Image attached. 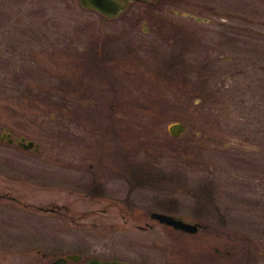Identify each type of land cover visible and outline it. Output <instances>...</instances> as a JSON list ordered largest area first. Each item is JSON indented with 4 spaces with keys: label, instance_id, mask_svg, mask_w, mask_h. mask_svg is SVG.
Segmentation results:
<instances>
[{
    "label": "rangeland",
    "instance_id": "374dc122",
    "mask_svg": "<svg viewBox=\"0 0 264 264\" xmlns=\"http://www.w3.org/2000/svg\"><path fill=\"white\" fill-rule=\"evenodd\" d=\"M4 1L3 9L9 10L13 2L16 13L14 33L7 29L0 33V120L9 126L16 120L22 131L42 142V148L43 139L48 138L50 154L93 156L97 152H89L90 146L84 142L78 148L57 141L63 134L69 136L62 129L75 122V64L127 63L134 71H128L129 112L125 117L127 133L132 132L134 141L127 136L122 146L134 148L131 160L142 156L158 160V168L167 176L172 174V179H152L139 186L131 176L134 185L128 179L126 190L122 181L110 178L113 192L100 202L113 206L103 220L88 209L85 195H65L74 199L70 206L74 211L86 214L74 221L31 213L22 204L0 203V264H45L70 253L84 259L191 264L187 254L195 258L200 251L221 245L216 234L222 220L228 221L230 230L244 228L245 233L264 234V0H152L154 6L136 0L113 20L81 8L78 0ZM248 1L257 5L251 8L256 11V25H252L256 33L237 34L242 62L223 61L222 56L232 60L235 52L233 27L249 26L244 20L250 13L243 5ZM236 12L244 19H235ZM194 16L207 17L209 22ZM155 17L160 31L150 23ZM149 26L152 28L145 32L143 28ZM170 56L188 59L175 63L171 84L168 75L165 78L167 64L161 62ZM237 69L243 73L237 74ZM141 75L145 76L139 80L132 77ZM125 82L117 86L121 88ZM99 85L104 86L97 82ZM45 90L54 91L55 96L44 97L41 91ZM95 100L99 103L95 109L105 106L104 99L93 93L83 96L81 103L92 107ZM95 109L89 114L81 111L85 127L103 115L97 116L92 112ZM102 117L104 120L105 115ZM173 122L186 124L178 137L169 133ZM33 155L0 144V182L14 188L10 177L19 178L16 186L20 184V189L15 192L24 203L60 202L64 195L53 187L61 184L56 180L60 172L81 176L82 182L88 179L86 173L63 171L55 165H48L45 172L47 164ZM14 157L32 173L10 172L8 160ZM206 180L211 184L200 192ZM45 183L49 187L43 190ZM40 189L44 192L38 193ZM196 208L201 209L198 215L193 212ZM123 209L134 217L125 216ZM149 211L196 220L205 227L193 234L178 233L152 222ZM19 218L41 223L16 227ZM146 221L153 228L142 227ZM199 258L193 263L201 264Z\"/></svg>",
    "mask_w": 264,
    "mask_h": 264
},
{
    "label": "flooded vegetation",
    "instance_id": "af4514ba",
    "mask_svg": "<svg viewBox=\"0 0 264 264\" xmlns=\"http://www.w3.org/2000/svg\"><path fill=\"white\" fill-rule=\"evenodd\" d=\"M145 3H147L150 6H154L159 0H156L154 3L152 0H143ZM6 2L4 0H0V33H6L8 30L10 33H14L15 31V10L14 3L9 4V10L3 9L5 7ZM12 4V5H11ZM244 5V8H247L248 13L250 15L247 16L246 20H244L245 23H247L249 26L247 28L236 26L233 27L234 34V55L232 60H230L227 56H222L223 61H231V62H242L241 54H240V43L239 39H237V34L241 31H248L249 34L254 32L255 29L252 27V25H256V17L253 16V14H256V11L254 10L257 5L253 1H248ZM254 8V9H251ZM86 10V9H85ZM92 11V10H90ZM95 12V11H92ZM124 12V11H123ZM122 12V13H123ZM96 13V12H95ZM121 13V14H122ZM120 14V15H121ZM119 15V16H120ZM160 16V14H158ZM229 15V14H228ZM241 12H236V15H234L235 19L242 20L244 17ZM105 20H113L116 18H107L103 15H101ZM201 17V16H200ZM156 18V17H155ZM207 18V17H204ZM6 22L8 23V27H6ZM205 22H209V18ZM155 30H161L160 23L158 22L157 18L150 22ZM157 24V25H156ZM14 25V26H13ZM152 26H149V28L145 27L143 28L145 32H149L150 28ZM7 29V30H6ZM188 31V29H187ZM188 33V32H187ZM256 33V31H255ZM188 37V34H186ZM254 36V35H253ZM255 39V36H254ZM251 45V44H250ZM188 52V51H186ZM124 62H127L126 60ZM161 62H166L168 67V72L165 75V78L168 75V82L167 83H174V77H175V63L176 62H188V59H178L177 57H169ZM103 63V65H102ZM76 62L75 69H76V76L74 79L75 83V100L76 105L74 109L75 113V122L74 125L70 128V124H66L65 127L62 130L69 131L70 134L68 137H66L64 134L62 136L58 137L57 141H66L67 143L77 146L80 145V142H84L85 146H90V151H96L95 155L88 156L86 155H76L73 154L72 156H66L64 158L60 156H56L49 153L48 149V138L43 139L45 143V148H42V142L36 141L32 136H28L26 132L22 131V128H20L16 122V120L9 126L5 123V121L0 120V144H8L11 147L21 149L24 151L32 152L35 155H33L35 158H38L39 161L42 163H45L47 165L43 166V169H49L48 165H55L56 168L62 169L63 171L72 170L75 172H79L82 174H87L88 177L86 182L81 181V176H64L61 175L62 172H60L59 176H56V180H58L61 184L57 186H53L55 188V191L58 192L61 195H64L61 201H51L46 202L44 200V203H48L49 205H45L43 202H34L32 200L24 203L23 200L17 195L16 192L19 188L20 184H17L18 179L16 176L11 175V182L14 185H5L0 182V203L7 204V203H16V204H22L24 208H26V211L31 213H37L40 215H52L57 218H69L70 220H77L81 219V216H85L86 214H81L79 212L74 211L70 206L73 204L71 201L74 199L66 197L74 196V195H85V197L89 200V206L88 209L94 213L95 216L101 217L100 219L103 220L106 217V212L110 210V207L113 206V203H108L105 205L104 203L101 204L100 201L104 200L106 198V195L113 192L112 188L110 187V178L115 177L119 179V181H122L121 184L126 187V190L129 189V180L132 176L134 181L137 182V184L140 186L142 184H145L146 182L152 180V179H172V174L167 176L165 175V172L161 171L158 168L157 161H150L144 159L142 156L141 159H130V155H127V146H122L123 143L127 142V122H126V113H128V102H127V96H128V88L126 86V83L129 80L128 78L131 76H128V71L131 69L129 68V65L127 63H121V65H115L113 62ZM165 66L161 67V71L163 70ZM133 70V69H131ZM120 72V74L118 73ZM134 71V70H133ZM243 72L240 71V69H237V74H241ZM57 75V74H56ZM143 76H132L133 79L139 80V77L142 79ZM61 77H64V75H61ZM60 79V77H59ZM64 79H62L63 81ZM126 81L121 88L117 86V83H123ZM163 83H166L165 79L162 77ZM97 82L100 84H104V86H96ZM57 85V84H56ZM174 85V84H172ZM55 86V85H53ZM87 89V91H85ZM98 96L99 98L104 99L105 106L101 109H95V107L99 106V103L97 100L93 102L95 104L92 107L85 106L81 103V98L83 96L86 98L89 94L92 96ZM41 94L48 98L47 96H55L54 91H41ZM107 104V106H106ZM102 105V103H101ZM95 109L92 111L97 116L99 114L105 115V119L103 120V115L98 116L97 120L95 118L93 119L92 125H88V127L84 126L83 123H81V111L85 110L87 111L86 114L90 113V109ZM104 111V113L100 112ZM90 116V115H89ZM124 116V117H123ZM118 118L121 119V122L118 123ZM90 119V117H89ZM102 126H100V124ZM186 129V124L184 125V130L178 135L180 136ZM60 131V130H59ZM105 133L108 135L105 139ZM62 134V132H61ZM60 135V133H59ZM74 136L73 139L68 140L70 136ZM43 136V135H41ZM100 136L99 138H97ZM102 136V137H101ZM101 138V141H100ZM126 141V142H125ZM107 145V146H106ZM253 143L251 144V146ZM93 146V147H92ZM109 148L107 152L104 153V148ZM79 148V147H78ZM93 153V152H92ZM158 158V157H156ZM67 159V160H66ZM152 165H149V164ZM19 166V168H18ZM8 168L10 172L14 173L19 170V172L25 173L26 175L31 174L30 169L25 165L21 166L18 165V161L14 157L8 160ZM37 171L42 172L39 170L38 167ZM46 170L45 172H47ZM133 171V173H131ZM38 173V172H37ZM176 174V173H175ZM85 176V177H86ZM86 177V178H87ZM44 178V177H43ZM46 179V178H45ZM129 179V180H128ZM180 182V181H179ZM132 184L134 185V182L132 180ZM204 188L200 191L203 192L208 187L207 185H210L211 183L206 180L205 181ZM43 190L45 188L48 189V184L45 183L42 185ZM15 189V190H14ZM50 189V188H49ZM42 189L39 190L38 193L44 192ZM24 192H20L19 194H23ZM66 195V196H65ZM127 195L124 199H127ZM123 200V199H122ZM201 208V207H200ZM200 208H196V212L193 211L196 215H198L201 212ZM88 210V211H89ZM125 212V216L129 215L132 216L130 212H126V209H123ZM99 212V215H96V213ZM132 212V211H131ZM152 211L147 213V217L152 220V222L157 221L155 218L151 215ZM167 213V212H165ZM170 214V213H168ZM134 217V213L133 216ZM182 218V217H180ZM184 221L188 222L191 225L195 226L194 231H188V234H193L195 232H198L201 230V228L205 227V224H202L199 221L192 220V219H184ZM29 222H28V221ZM18 219L15 221V226H34L37 227L40 225L41 222L37 220L32 219ZM125 221H127V218L125 217ZM159 222V221H157ZM160 223V222H159ZM227 220H222L220 226L217 228L218 232L216 235H218L219 241L221 242L220 246H217L214 248V250H209L208 252L202 253L203 251H200L199 255H195V258L200 256L199 260L201 264H264V234H249L245 233L243 229L240 231L239 229L230 230L227 227ZM146 226L142 227H148L153 228V223H148V221L145 222ZM168 228H171V226H167ZM239 226V225H237ZM175 230V229H173ZM178 231V233H181L182 231ZM187 249H188V243H187ZM30 252V251H29ZM29 252L27 254H29ZM26 254V255H27ZM44 254V253H43ZM193 256V254H191ZM188 258L187 260L194 264L193 261L195 258L190 257L187 254ZM49 262V261H48ZM46 264V263H45Z\"/></svg>",
    "mask_w": 264,
    "mask_h": 264
},
{
    "label": "water",
    "instance_id": "95a60500",
    "mask_svg": "<svg viewBox=\"0 0 264 264\" xmlns=\"http://www.w3.org/2000/svg\"><path fill=\"white\" fill-rule=\"evenodd\" d=\"M134 0H79L82 7L93 9L108 18L117 17L120 12ZM198 19H200L198 17ZM184 130V125L182 123H174L170 126V132L177 136ZM152 217L157 219L161 223H165L174 227L175 229H180L184 231H194L195 226L183 221L180 218L174 217L173 215L162 213V212H152ZM71 259L73 261H78L80 259L79 255H67L66 257H58L48 264H73L68 261ZM77 264H138L132 263L124 260H104L100 258H89L83 262Z\"/></svg>",
    "mask_w": 264,
    "mask_h": 264
},
{
    "label": "trees",
    "instance_id": "16d2710c",
    "mask_svg": "<svg viewBox=\"0 0 264 264\" xmlns=\"http://www.w3.org/2000/svg\"><path fill=\"white\" fill-rule=\"evenodd\" d=\"M131 135V136H130ZM132 132L131 133H128V136H129V138L130 139H132L133 141H134V139L132 138ZM131 143H132V141H131ZM134 149V148H133ZM133 149H131V150H128L127 149V155H133V153H135V151L133 152ZM137 151V150H136ZM131 173H133V171H131Z\"/></svg>",
    "mask_w": 264,
    "mask_h": 264
}]
</instances>
